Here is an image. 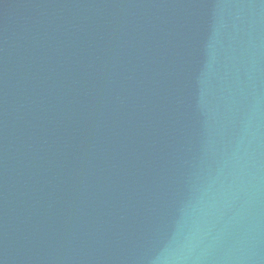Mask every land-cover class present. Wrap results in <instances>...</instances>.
Returning <instances> with one entry per match:
<instances>
[{
	"label": "water",
	"instance_id": "1",
	"mask_svg": "<svg viewBox=\"0 0 264 264\" xmlns=\"http://www.w3.org/2000/svg\"><path fill=\"white\" fill-rule=\"evenodd\" d=\"M0 264H264V0H0Z\"/></svg>",
	"mask_w": 264,
	"mask_h": 264
}]
</instances>
